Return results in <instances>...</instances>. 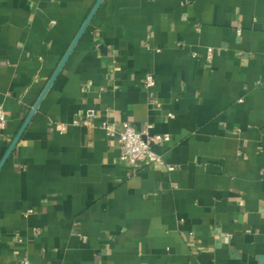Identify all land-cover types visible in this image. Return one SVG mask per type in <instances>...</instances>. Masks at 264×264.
<instances>
[{
    "label": "crops",
    "instance_id": "obj_1",
    "mask_svg": "<svg viewBox=\"0 0 264 264\" xmlns=\"http://www.w3.org/2000/svg\"><path fill=\"white\" fill-rule=\"evenodd\" d=\"M95 2L0 0V161ZM104 121L168 133L175 169L121 161ZM23 260L264 264V0H102L0 169Z\"/></svg>",
    "mask_w": 264,
    "mask_h": 264
},
{
    "label": "built area",
    "instance_id": "obj_2",
    "mask_svg": "<svg viewBox=\"0 0 264 264\" xmlns=\"http://www.w3.org/2000/svg\"><path fill=\"white\" fill-rule=\"evenodd\" d=\"M240 29H238V32ZM207 58H212L211 49L207 52ZM145 85L153 87L155 80L152 74L146 75ZM89 117H94L95 112L91 111L87 114ZM171 116V115H170ZM76 122V121H75ZM101 127L105 130L107 136L115 139L120 149V160L127 162L133 168H139L143 165L157 163L165 165L168 170H173L175 167L166 163L162 156L152 150V144H161L169 142L171 137L168 133H153L151 130L153 124L145 123L143 127L137 129L134 125L124 121L117 126L112 121H104ZM6 128V121L4 116L3 107L0 104V135ZM57 128L64 132L67 127L65 124H57ZM21 264H32L27 260H23Z\"/></svg>",
    "mask_w": 264,
    "mask_h": 264
},
{
    "label": "water",
    "instance_id": "obj_3",
    "mask_svg": "<svg viewBox=\"0 0 264 264\" xmlns=\"http://www.w3.org/2000/svg\"><path fill=\"white\" fill-rule=\"evenodd\" d=\"M101 2H102V0H96L95 4L91 8V10H90L89 14L87 15L86 19L84 20L82 26L80 27V29L77 32V34L75 35L74 39L70 43L68 49L66 50V52L62 56V58L59 61L58 65L56 66L55 70L53 71L52 75L50 76L48 82L46 83L45 87L43 88L42 92L40 93L38 99L34 103L33 107L29 111V113L26 116V118L24 119V121H23L22 125L20 126L18 132L16 133V135L13 138L12 142L10 143L7 151L5 152L4 156L2 157V159L0 161V169H1L2 165L4 164L5 160L7 159V157L9 156V154L11 153V151L13 150L14 146L16 145L17 141L19 140L21 134L23 133L24 129L26 128L27 124L29 123L30 119L32 118L33 114L35 113V111L39 107L41 101L43 100V98L46 95L47 91L49 90V88L51 87L52 83L54 82L55 78L57 77L58 73L60 72V70L63 67L64 63L66 62L67 58L69 57L71 51L73 50L74 46L76 45V43L78 42V40L81 37L82 33L84 32V30L88 26L91 18L93 17L95 11L97 10V8L99 7Z\"/></svg>",
    "mask_w": 264,
    "mask_h": 264
}]
</instances>
